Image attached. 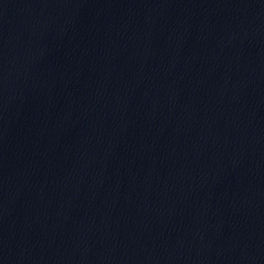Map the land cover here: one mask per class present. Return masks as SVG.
I'll return each mask as SVG.
<instances>
[{
    "label": "water",
    "instance_id": "obj_1",
    "mask_svg": "<svg viewBox=\"0 0 264 264\" xmlns=\"http://www.w3.org/2000/svg\"><path fill=\"white\" fill-rule=\"evenodd\" d=\"M0 264H264V0H0Z\"/></svg>",
    "mask_w": 264,
    "mask_h": 264
}]
</instances>
